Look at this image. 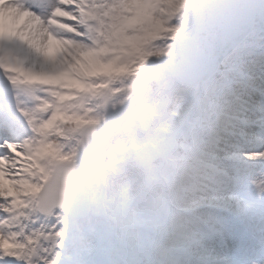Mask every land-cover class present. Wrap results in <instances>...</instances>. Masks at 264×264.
I'll list each match as a JSON object with an SVG mask.
<instances>
[{
    "label": "snow or ice",
    "instance_id": "6c2138e0",
    "mask_svg": "<svg viewBox=\"0 0 264 264\" xmlns=\"http://www.w3.org/2000/svg\"><path fill=\"white\" fill-rule=\"evenodd\" d=\"M0 264H264V0H0Z\"/></svg>",
    "mask_w": 264,
    "mask_h": 264
}]
</instances>
